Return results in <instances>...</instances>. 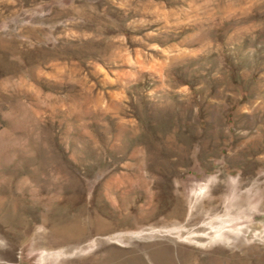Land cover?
Masks as SVG:
<instances>
[{"label": "rangeland", "instance_id": "rangeland-1", "mask_svg": "<svg viewBox=\"0 0 264 264\" xmlns=\"http://www.w3.org/2000/svg\"><path fill=\"white\" fill-rule=\"evenodd\" d=\"M0 264H264V0H0Z\"/></svg>", "mask_w": 264, "mask_h": 264}]
</instances>
